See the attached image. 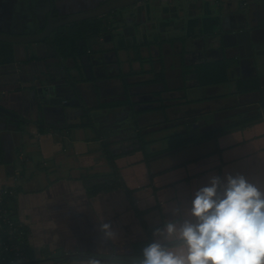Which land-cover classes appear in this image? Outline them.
<instances>
[{
    "label": "crops",
    "instance_id": "1",
    "mask_svg": "<svg viewBox=\"0 0 264 264\" xmlns=\"http://www.w3.org/2000/svg\"><path fill=\"white\" fill-rule=\"evenodd\" d=\"M30 1L15 0L10 6L0 1V13L12 9V15L21 16L33 6L29 4ZM68 1L70 8L64 4V0H56L62 12L75 13L89 9L97 6L100 0ZM140 3L134 9L128 7L120 10L119 15L127 17V27H113L109 33L111 39L101 38L98 45L104 51L114 44V63L125 76L132 75L133 70L137 69L135 64L139 65L142 60H136L137 56L147 57L149 52L153 54L154 67L151 68L149 62H140L139 74L152 76L139 79L138 83L153 78L156 80L159 73L164 74L165 80L142 84L145 94L153 96L144 101L147 103L144 111L158 113L163 121L168 122L171 118L168 110L173 111L174 107H178V104L172 103L174 95L182 91L186 101L188 89H201L197 86L192 66L222 58L231 61V81L227 86L234 90L238 98L250 97L242 100L244 103L249 101L252 105L255 102L260 108L259 103L264 101L259 100L264 93V0H146ZM50 8L51 0H40L37 5L40 15H47ZM13 9H16L15 13H12ZM135 17H138V21H134ZM115 21L112 18L110 22ZM24 23L27 24V20H23L22 25ZM219 30L233 34L228 38L230 46L222 44L220 49L215 43V33ZM243 31H248V36L239 39L237 34ZM141 44L142 55L140 52L129 54L134 45ZM79 61L73 56L59 57L54 48L45 43L0 42V105L20 112L32 122L19 132L16 124L0 114V138L8 161L7 166L0 165V187H11L15 191V215L28 229L29 255L37 264H126L96 259L55 263L50 259V254L57 250L83 251L97 256L130 253L132 242L148 237L142 219L149 226H162L169 210L181 206L192 190L207 181L208 176L223 175L225 170L243 171L250 178L264 182V122L260 118L221 138L219 143L225 148L221 154L217 152L215 142L202 143L157 159L150 164V169L141 153L118 157L116 164L124 179V186L89 196L87 187L98 181L93 174L112 170L106 155L108 131L99 137L91 127L66 128L81 122L83 112L78 116L74 110L72 114L66 111L63 119L52 120L39 114L38 125H56L59 128L57 131L40 133L37 128V132H27L26 128L32 127L34 121L23 112V108L31 105L25 89L32 92L43 84H54L57 95L63 98L69 99L75 93L73 97L80 93L73 85L81 87L90 81H81L82 73L78 76L73 74V69L82 66ZM103 71L101 77L106 79L109 77L106 64ZM255 78L260 79L263 92L237 91L236 80ZM117 81L114 83L117 84ZM120 81L123 86V80H119V85ZM190 81L195 83L189 84ZM172 82L176 85H172ZM150 86L156 88L148 90ZM220 86L211 85L202 89L222 90ZM165 94L170 96L166 97ZM94 95L97 100L92 105L94 107L100 101H115L126 96L119 93L111 99L112 95L105 92L108 98L101 99V91L99 95ZM81 98L87 106V100L84 96ZM15 103L18 109L11 107ZM133 104L134 101L105 110L117 117L124 112L126 105L132 107ZM162 106L165 107L161 109ZM57 107L62 108L61 105ZM72 107L84 109L80 105ZM97 112L102 114L103 110L95 109L93 117H97ZM105 115L101 119L108 121ZM77 117L79 119L75 120ZM120 117L125 118L123 114ZM111 120L115 122L119 119ZM164 202L166 207L163 206ZM103 223L110 225L114 235H107Z\"/></svg>",
    "mask_w": 264,
    "mask_h": 264
},
{
    "label": "clouds",
    "instance_id": "2",
    "mask_svg": "<svg viewBox=\"0 0 264 264\" xmlns=\"http://www.w3.org/2000/svg\"><path fill=\"white\" fill-rule=\"evenodd\" d=\"M152 235L133 264H264V182L243 171L210 175Z\"/></svg>",
    "mask_w": 264,
    "mask_h": 264
},
{
    "label": "trees",
    "instance_id": "3",
    "mask_svg": "<svg viewBox=\"0 0 264 264\" xmlns=\"http://www.w3.org/2000/svg\"><path fill=\"white\" fill-rule=\"evenodd\" d=\"M108 20L109 19H107V17H94V18L81 20L79 22H75L74 24L71 25V29L69 31H64L63 29H60L53 39L56 45V49H58L59 52L65 57L73 56L76 58H78L79 55L85 52L87 49H92V52H94L95 49H96L95 51H101L102 47H100L98 44L101 43L100 36H102V32L105 29H108L111 25ZM78 39H83L87 41V44L86 46L83 47V50L80 49L79 43L77 41ZM90 40H93L92 44H89ZM97 45L98 47H96ZM141 45H136L138 46L136 54H139L138 49L140 48ZM135 59L139 60V59H143V57L137 56ZM230 64L231 61L229 59L222 58V59L207 60L206 62L193 65L192 68L193 71L195 72L197 86L199 88H203L211 85H222L225 83H229L231 81L229 77ZM81 73H82L81 81H87V80L90 81V79L86 74H84V72ZM121 79L123 80V86L127 87L128 84L126 82L127 79L125 75H122ZM157 79L161 81L165 80L164 74L163 73L157 74ZM156 80H154L153 78L151 80H148L147 82H142L141 84L154 82ZM236 86H237V91H239V93H248L251 91L263 92V87L261 85V81L259 78H255L251 80H236ZM95 89L97 94L99 95L100 88L96 86ZM132 102L133 101L131 99V95L127 94L126 98L124 99H118L115 101H108V100L100 101L97 107L85 106V108L83 109L81 122L70 124L66 126V128L70 129L72 127H91L97 132L99 137L104 136L105 132L107 131L110 136L112 128L107 127L108 122L105 121V119L95 120V118L92 115V112L95 109L105 110L110 108H117L123 106L124 104H131ZM186 102H188V100H186L185 103ZM164 107L165 106H162L161 109H163ZM12 110L16 112V110L14 109ZM17 113H18L17 116L5 115V117L9 120V122L11 121L12 123L16 124V130H18L19 128L23 129V127L26 126L28 123H32L31 120L26 119L20 112ZM132 116L133 117L131 119H127L126 121L118 120V122L114 124L116 127L120 129L127 128L129 131H131L132 135L123 136V140L126 141L124 143V145L126 146V148H124L125 150L117 151L116 149L114 151V149H112L111 146H109V144L108 145L106 144L107 147L106 155L112 170L108 172L93 174L94 177L98 178V181L87 187L89 196L92 197L95 195L111 192L116 189L122 188L124 186V179L120 173V169L116 164V159L118 157L128 156L135 153H141L143 155V161L150 169V164L153 161L189 149L202 142L201 139L203 136L202 135L200 136V134L198 132H195V130H190V129H188L185 133H174L172 135H167L161 138L153 137L151 139H148L147 137L150 131L147 130L144 131L143 129L145 128L147 129L149 126L142 125L138 119L134 118L133 114ZM262 116L263 114L257 109V113L255 115L249 117L240 116L241 118H239L240 120L237 123L233 125H225L223 129H225V131L240 129L242 126L246 125L247 123L254 122L255 120L258 119L260 120ZM36 122L38 123L39 121L38 120L34 121L33 124H36ZM37 128L40 133H45L47 131H57L59 129L56 125H46V124L38 125ZM64 128L65 127L60 129H64ZM209 137L212 138L211 136ZM157 142L160 143L162 142V145L160 147H155L154 145ZM0 165H4V166L8 165L7 156L4 153V146L2 144L1 138H0ZM5 201H6L5 202L6 208L12 212L13 218L16 219L17 217L15 215L16 214L15 194L6 196ZM2 223H3L2 218H0V264H9L5 262L3 259L4 255L6 254L2 252L4 246L1 243V241L5 235L2 231V227H3ZM142 225L148 237L142 241L132 242L131 243L132 252L116 253L114 255H110V254L101 255L104 257L103 260L133 264L136 258L140 255L142 247L145 246L147 243L151 242V240L153 239L152 231L154 228H156L149 226L144 219H142ZM24 229L27 231L26 226H24ZM72 253L73 252L57 250L50 254V259H52L55 263L56 262L67 263L72 260H79V259L97 260L98 257L93 253H88V252L85 253L83 251H80L79 253L78 252L73 254Z\"/></svg>",
    "mask_w": 264,
    "mask_h": 264
},
{
    "label": "flooded vegetation",
    "instance_id": "4",
    "mask_svg": "<svg viewBox=\"0 0 264 264\" xmlns=\"http://www.w3.org/2000/svg\"><path fill=\"white\" fill-rule=\"evenodd\" d=\"M110 1L111 0H100L99 4L97 6L91 7L89 9H82V10H79L78 12H84V11L100 8L104 5L109 4ZM39 2H40V0L30 1L29 4L31 6L33 5L32 7H29V9H27V12L30 14L25 13V14H22L21 16H18V15L14 16L8 10L4 11V13L1 12L0 13V30L1 31H11L14 33L15 31H17L18 26H20V29H21L23 20H29L30 17H33V25L30 28H28L26 26L27 27L26 29H21V30H23L24 33H38V32L43 31L47 25L50 11L47 15H40L39 11L37 9V5ZM64 4L65 5L68 4V8H70V2L68 0H64ZM138 4L139 3H137V5ZM134 5H136V4H134ZM134 5H130V6H127L124 8L113 9L108 13L97 16V17H107V19H109L108 20L109 23L111 24L108 29H105L102 32V36H100V39L102 37L104 39H111V36L109 35V33L112 32L113 27L116 29L117 28L122 29L123 27H125L122 24L119 25L117 22L118 21L117 16H120L118 12L120 10L125 9V8L133 7ZM50 10H51V8H50ZM66 11L62 12L60 10V8H58L57 2H56L55 16H57V17L58 16H67L69 14H72V13H67ZM27 15H29V16H27ZM92 18H94V17H92ZM112 18L116 19V21L114 23L110 22L112 20ZM104 19H106V18H104ZM76 22H79V21H76ZM74 23L75 22L60 26V27L56 28L51 33V35L46 37L43 41L37 42V43H31V44H39V43L49 44L54 48L56 54L59 57H62V54H60L59 50L56 49V45H55L53 39L56 36V34L59 32L60 29H63L64 31H69L71 29V25ZM28 24L29 23H27V25ZM221 34L223 36L226 33L221 32ZM91 39H93V38H91ZM77 41L79 43L80 49L83 50V47L86 46L87 41H85L83 39H78ZM92 41L93 40H90L89 44H92L93 43ZM227 41H228V39H227ZM222 44H223V39L221 38L220 39V45H219L220 49L222 47ZM112 45H114V44L112 43ZM112 45H111V47H108L109 49H106L104 51H95L96 49L95 50L93 49L94 52H92V49H87L85 52L81 53L77 59L80 60L79 62H81L82 66L83 65L84 66L82 67L80 65V68L79 69L77 68V70L72 68L74 70L73 74H75L76 76H78L81 72H84V74H86V72L88 71L87 70L88 67L85 66V64H84L85 62L83 61V56L88 55L90 58V62H89V64H86V65H89L91 67V75H89V77H90V83H91L90 85L93 87L94 94L97 93L95 88H96V86H98V88H100L101 92H108L109 94H111L112 95L111 99H113L115 97L113 95L119 94V93H124L125 95H127V94L131 95V99H132V101H134V104L132 107H131V105H126V109L124 110L123 115L125 118L131 119L133 117L132 116V114H133L134 118L138 119L140 122V119H142L141 116L143 114H145L146 112H148V111H144L145 110L144 106L147 104L144 101L149 99V98H153V96L147 95V94H145V92L142 93L143 91L141 92V89H143L144 85H142L141 83H138L140 80H137V81L136 80H130L129 78L139 76L140 70H141V63H143L144 61L149 62V66L151 68H153L154 62H155L153 59V54L150 52L148 54L146 53L147 57L143 56V59L140 61L141 63L139 62V65H138L139 68L134 69L132 75L125 76L127 79L126 82L128 85H127V87H124L121 84L122 81H120L121 85L114 83L115 80L121 79V76L124 72H122L121 69L119 70L117 64L114 63L113 58H114L115 46L113 47ZM137 47L138 46L134 45V48L136 50H137ZM142 48H143V46L141 45L140 48L138 49V52L141 53ZM141 55H142V53H141ZM161 63H163V61ZM105 64L108 68V75H109V77H107L106 79L101 77L104 74L103 70H104ZM92 73H93V75H92ZM67 74H68L69 78H71L72 75H71L69 69H67ZM92 78H94V80ZM100 81L104 82V84H101ZM130 81H133V82H130ZM223 85L224 84H222L220 87H222ZM227 85H230V82ZM215 86L218 87V85H215ZM38 87L35 90L36 93L31 92L30 103L32 106H36V108H38L39 104H40V106H42V110L39 109L40 108L39 107L38 112L40 111L39 114L46 116V118L48 117L49 119H52V120L57 119V118L63 119V117L66 116V111H68L65 109L72 108V106H74V105H80V106L85 108V104L83 103V99L81 98V96H83L82 90H81V87L78 86V84H76V85L74 84L73 87L75 90L80 91L81 94L78 93L76 95L77 97L76 96L71 97V98H73V101H72L73 105H71V107L69 106V107H62V108L61 107L59 108L56 105H53V106L48 105L50 103V100L52 99V98L50 99V97H51L49 94L50 90H47V91L42 90L41 92H39L37 90ZM77 87H80V89ZM126 92H127V94H126ZM200 92L202 93L201 96H199ZM45 94H46V96H45ZM185 95H186V99L188 100V103L186 104V108H185L186 116L180 115L179 117L181 118L182 124L184 126H186V129L181 133H185L188 129L195 130V132H198L200 134V136L201 135L203 136L201 139L202 142L200 144L207 143V142H213V143L215 142L216 146H217L216 150H218L217 152H220V154L225 151L224 146L221 147V144L219 143L220 139L223 138L224 136L228 135V134L234 133L235 131L239 130V129H236V130L233 129L230 131H225V129H223V127L225 125H233V124L237 123L240 120L239 118H241L240 116H243V117L248 116L249 117V116L255 115L257 113V109L263 114V116L261 118H262V121L264 122V101L260 102V106H259L260 108L251 107V105L248 107H245V105H242V107H240L239 106L240 104H238V102L237 103L232 102V103L227 104L228 103L227 101H230V100L235 101L234 99L238 98L233 90L228 93L227 91L223 92L222 90L211 89V88H209V90H203L202 88L201 89L190 88L186 91ZM134 97H138V99H134ZM124 98H126V96ZM261 99H264V93H263V95L260 96L259 100H261ZM37 101H38V103H37ZM53 101L56 102L55 100H53ZM222 101H224V102L226 101L225 105H221ZM247 103H251V102L247 101ZM261 104H262V106H261ZM194 105H197L199 107H195ZM252 105L254 106L257 104L254 102ZM57 108H59V109H57ZM173 111H174V113L176 112L175 115L180 113V109H177V108H175ZM125 112L127 113V115L124 114ZM136 112H138V113H136ZM119 113H117V114H119ZM71 116L73 117V115H71ZM168 124L169 125H167L165 129H169L173 125L175 126V124H172L170 122ZM245 128H248V126ZM159 129L161 130L162 127H159ZM243 130H244V128H243ZM172 134H174V133H172ZM172 134H169V135H172ZM209 136H211L212 138H210ZM9 141H10V139H8V142ZM99 257L101 258V260H103V258H104L103 256H99Z\"/></svg>",
    "mask_w": 264,
    "mask_h": 264
},
{
    "label": "rangeland",
    "instance_id": "5",
    "mask_svg": "<svg viewBox=\"0 0 264 264\" xmlns=\"http://www.w3.org/2000/svg\"><path fill=\"white\" fill-rule=\"evenodd\" d=\"M2 2H3V5H5V6H10V5H13V3L15 2V0H1ZM154 0H151V2H153ZM145 2V1H144ZM141 5H142V3H140ZM137 5V4H136ZM136 5H134L132 8L134 9L135 7H136ZM139 5V4H138ZM137 5V6H138ZM10 10H12V9H9L8 11L10 12ZM16 12V9L14 10L13 9V12L12 13H15ZM14 15V14H13ZM152 16V15H151ZM118 17V24L119 25H124V26H126L127 27V25H126V16L125 17H122L121 15L120 16H117ZM136 19H134V21H138V17H135ZM27 22L29 23L28 25L26 24V23H24L22 26H21V29H26L27 27L28 28H30L32 25H33V17H30V19L29 20H27ZM154 22H156V20H154ZM27 26V27H26ZM138 28V27H137ZM20 29V26H18L17 27V33H24V31L23 30H21ZM140 28H138V30H139ZM215 39H216V37H215ZM214 39V40H215ZM102 40H104V38L102 37ZM101 40V41H102ZM100 41V42H101ZM216 41V40H215ZM134 48V46L132 47V49ZM195 48H196V46H195ZM194 48V49H195ZM137 50L134 48L133 50H131L130 51V55L131 54H133V53H135ZM177 51L179 52L180 51V46H179V48L177 49ZM147 53V52H146ZM264 62V61H263ZM135 67H137L138 68V64H135ZM125 68H127V67H125ZM86 75L87 76H89V74L86 72ZM152 75H147V76H145V75H139V76H137V77H132L131 79H133V80H139V79H145V78H149V77H151ZM173 76H175V75H173ZM100 83L101 84H104V82H101L100 81ZM193 83H195V82H192V81H190L189 82V84H193ZM33 84L36 86V83L35 82H33ZM117 84L119 85V80L117 81ZM227 84L228 83H225L223 86H222V91L223 92H225V91H227L228 93L229 92H231L232 90H231V87L230 86H227ZM172 85H176V83L175 82H172ZM153 88H156L155 86L153 87V86H150V87H148L147 89L148 90H153ZM236 88V87H235ZM81 90H82V94H83V96H84V99L85 100H87V106L88 107H91L92 105H94L95 104V101H96V96L94 95V91H93V87L90 85V83L89 84H82L81 85ZM146 90V89H145ZM25 91L27 92V94H29V96L31 95V91H27V89H25ZM143 91V92H142ZM234 91V90H233ZM141 92L142 93H144V89H141ZM76 94V93H75ZM74 94V95H75ZM73 95V96H74ZM102 98L101 99H107L108 98V96H106L105 95V92H102ZM202 95V93L200 92L199 93V96H201ZM73 96H71V97H73ZM165 96L166 97H168V96H170V94H165ZM245 98H250V97H241V98H237V99H234L235 101H233V100H230V101H227L228 103L227 104H229V103H232V102H234V103H237L238 102V104H240L239 106L240 107H242V105H245V107H248V106H250L251 105V103H244V101H242V100H244ZM134 99H138V97H134ZM173 99H177V100H173ZM172 99V103L175 105V104H178V107H174V108H177V109H180V113L178 114V115H175V113L173 112V111H170V110H168V115L171 117L170 118V120H168V122H166V121H163V118H162V116L160 115V114H158V113H153V112H146L145 114H143L142 116H141V118L142 119H140V123L142 124V125H147V126H149L147 129L145 128V129H143L144 131L145 130H147V131H150V133H149V135H148V139H151V138H153V137H157V138H161V137H164V136H167V135H169V134H172V133H181V132H183L185 129H186V126H184L183 124H182V122H181V118L179 117L180 115H182V116H186V111H185V108H186V104H187V102L185 103V98H184V94H183V92L182 91H180V92H178V93H176L175 95H174V98ZM65 100H68V98L66 99L65 98ZM187 100V99H186ZM226 102V101H225ZM225 102L224 101H222L221 102V105H225ZM260 104V103H259ZM262 105V104H261ZM195 107H199V106H197V105H194ZM11 107H13V108H15V109H18V104H14L13 106H11ZM28 108H23L24 109V113L26 114V116H29L30 115V117H31V119L33 120V121H36L38 118H39V112H38V108L40 107V105H39V107L38 108H36V106H32V105H30V106H27ZM145 107V106H144ZM251 107H257L256 105H251ZM239 109V108H238ZM74 110H76L77 111V113L76 114H78V116L80 115V114H82V109H80V108H74V107H72V108H70V109H68V111L69 112H71V114L74 112ZM75 111V112H76ZM121 112V111H120ZM99 113H101V112H97L96 114H98L97 115V117H95L94 116V118L95 119H101V118H103L104 117V115L106 116V118H107V122H108V126L107 127H111L112 128V130H111V134H110V136H108V139H107V142H108V144H109V146H111V148L112 149H114V151L117 149V151H121V150H125L124 148H126V146L124 145V143L126 142L125 140H123V136L124 135H132V133H131V131H129L127 128H118V127H116L113 123H117L118 121H112L111 119H119V120H121V121H126L127 120V118H123V117H120L121 116V114H123V113H121L119 116H117V117H113L115 114H113L112 112H107L106 110H103V113L102 114H99ZM125 115H127V113L125 112L124 113ZM186 118V117H185ZM184 118V119H185ZM79 118L77 117V119H75V120H78ZM71 121H73V120H71ZM172 123V124H175V126L173 125V126H171L169 129H165L166 128V126L167 125H169L168 123ZM38 124H39V122L37 123L36 122V124H34L32 127H28V128H26V130H27V132H28V130L30 131V132H37V126H38ZM176 124H178L177 126H176ZM159 127H162V129L160 130L159 129ZM24 128V127H23ZM91 130H94L93 128H90ZM21 130H24V129H21V128H19L18 129V131L20 132ZM96 132V131H95ZM97 133V132H96ZM98 135V134H97ZM129 139H131V138H129ZM162 145V142L160 143V142H157L154 146L155 147H160ZM178 153V152H177ZM111 167V166H110ZM23 223V222H22ZM24 224V223H23ZM28 235H29V233H28ZM113 254H116V253H110V255H113Z\"/></svg>",
    "mask_w": 264,
    "mask_h": 264
},
{
    "label": "water",
    "instance_id": "6",
    "mask_svg": "<svg viewBox=\"0 0 264 264\" xmlns=\"http://www.w3.org/2000/svg\"><path fill=\"white\" fill-rule=\"evenodd\" d=\"M143 1H146V0H111L109 4L104 5L97 9L88 10L84 12H76V13L69 14L67 16L57 17L55 16L56 0H51V10L49 13L48 22L43 31L38 32V33H17V31H15L13 33L11 31H1L0 30V42L12 43V44H31V43L41 42L46 37L50 36L51 33L60 26L67 25V24H70L76 21L89 19L92 17H97L105 13H108L113 9L124 8V7L134 5V4L143 2ZM232 35L233 34L231 33H226L222 36L221 31L219 30L218 32L215 33V37H216L215 43L220 45V39L222 38L224 46L228 47L231 45V42H229V40L227 41V39L231 37ZM237 35L239 36V39H241V37L247 38L248 31L239 32ZM263 51H264V48H263ZM83 61L85 62L84 63L85 66L88 67L87 68L88 71L87 70L86 71L88 72L89 75H91V67L89 65H86V64H89L90 62L89 56L84 55ZM37 90L39 92H41L42 90H45V91L50 90V93H49L51 96L50 99L52 98L50 100V103L48 104L50 106L61 105L62 107H68V106L73 105L72 104L73 98L65 100V98L57 95L56 86L54 84H43L39 86ZM32 92H35V91L32 90ZM53 100H55L56 102H54ZM39 109L42 110V106H40ZM17 112L18 111L15 112L12 109H9V108H6L0 105V114L9 115V116H17L18 115ZM97 260H101V258L98 256Z\"/></svg>",
    "mask_w": 264,
    "mask_h": 264
},
{
    "label": "built area",
    "instance_id": "7",
    "mask_svg": "<svg viewBox=\"0 0 264 264\" xmlns=\"http://www.w3.org/2000/svg\"><path fill=\"white\" fill-rule=\"evenodd\" d=\"M11 187H0V218H2V231L5 234L1 243L5 253L3 259L9 264H36L31 261L28 249V230L24 229L23 223L13 218L12 212L6 208L5 197L14 195Z\"/></svg>",
    "mask_w": 264,
    "mask_h": 264
}]
</instances>
